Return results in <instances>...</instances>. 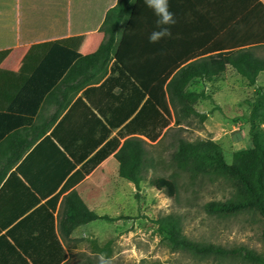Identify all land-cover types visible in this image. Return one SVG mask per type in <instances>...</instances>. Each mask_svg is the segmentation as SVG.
<instances>
[{
    "label": "crops",
    "instance_id": "1",
    "mask_svg": "<svg viewBox=\"0 0 264 264\" xmlns=\"http://www.w3.org/2000/svg\"><path fill=\"white\" fill-rule=\"evenodd\" d=\"M117 2L0 0V52H9L0 64V237H6L0 240V264L68 262L71 253L77 249L75 242L81 237L77 234L80 227L69 237H65L61 229L63 201L73 190L79 193L90 209L99 215L107 214L104 210L102 213L97 211L104 203V195H107L102 191L108 186L113 192L117 191L122 185L120 180H123L118 173V161L116 176L109 175L105 169L111 160L116 159L115 153L106 157L81 181L71 184L70 178L109 140L119 137V131L130 121L127 116L133 100L129 103L127 98H133L138 87L143 88L141 82L158 84L160 78L157 76L154 79L158 69H167L165 74H168L196 61L206 49H210L211 54L248 51L264 58V0H170L176 23L171 29V37L157 44L148 42L149 33L155 29V17L143 0H136L134 18L128 23L130 29H121V38L125 32L128 35L123 44L122 59L132 76L125 77L122 86L116 83L102 86L112 73L116 62L114 56L107 76L89 86L88 98L83 97L81 91L73 100L71 110L67 109L53 127L16 161L17 149L24 146L27 138H32V122L28 121L25 112H9L2 108L13 103L12 95L24 90L23 76L33 74L55 44L83 55L96 52L105 38L101 27L106 15ZM238 76L248 88L255 90L256 85L249 87L232 67L218 78L196 79L190 88L205 91L212 99L220 90L217 86L219 82H228L230 78L239 81ZM261 77H264V71L259 74L257 82ZM80 97L88 106H75ZM200 104L198 109L206 112L200 109ZM88 107L111 129L109 134L106 135L102 124ZM99 109L107 112L109 119L115 113L111 109L115 110L119 119H125L123 124L112 128ZM54 111L55 105H45L35 124L43 123ZM172 112L174 115L173 108ZM57 125L59 127L51 141L45 142ZM98 139L103 140L94 152L71 168L76 163L75 157L88 155L93 142ZM120 139L119 148L126 138ZM145 139L150 144L160 140L151 142ZM58 151L63 154L58 161H54ZM33 152L37 155L32 159L28 156ZM129 187L137 190L132 182H129ZM58 194V201L50 204L49 201ZM110 216L113 217V214Z\"/></svg>",
    "mask_w": 264,
    "mask_h": 264
},
{
    "label": "trees",
    "instance_id": "2",
    "mask_svg": "<svg viewBox=\"0 0 264 264\" xmlns=\"http://www.w3.org/2000/svg\"><path fill=\"white\" fill-rule=\"evenodd\" d=\"M135 12L136 3H132L131 0H118L116 6L106 15L101 27V30L105 32V38L96 52L83 55L71 48L55 44L35 72L29 76H23L24 90L12 95L13 103L2 108L10 110L9 112H25L29 117L28 121L32 122L30 132L32 138H27L24 146L17 149L16 161L53 127L67 109L71 110L73 100L81 91L83 97L88 98V91L91 90L89 86L107 76L109 63L114 56L116 62L112 67V73L102 86L112 83L122 86L124 78L128 79L132 76L122 59L123 44L126 43L128 35L126 36L125 32L121 38V29L122 27L130 29L128 23L133 20ZM210 52H212L210 49H206L198 55L200 58L196 61L173 69L168 74H165L167 69H158L154 79L158 76L160 81L156 85L146 81L141 82L143 88L138 87L137 94L133 95V98H127L129 103L133 100L127 116L130 121L119 131V137L109 140L71 176V184L81 181L106 157L115 153L119 163V176L135 184L139 191L141 183L146 179V170L153 162V156L147 148L148 142L145 138L155 142L173 128L171 126L173 122L175 126L183 130L191 125V119L198 118L200 122H205L208 118V114L201 112L198 105L201 101L210 99L211 95L206 94L205 91L192 90L190 86L194 80L218 78L232 67L247 81L249 87H253L256 85L259 74L264 71V58L254 56L248 51H222L215 54ZM8 54V51L0 52V64ZM207 54L211 55L206 56ZM103 87L101 89H104ZM110 96H112L111 93ZM83 97L76 101V107L85 104ZM245 102L249 108L247 121L250 125L249 135L252 146L236 151L232 163L226 160L224 149L219 142L202 137L190 140L178 136L171 159L178 170L188 173L191 178L202 177L229 183L232 187L231 196L226 200L209 201L205 204V210L211 215L221 217L236 216L244 212L260 216L263 221L261 230L263 248L257 250L244 245L225 246L211 241H194L186 235L181 217L174 213L161 215L155 222L175 249H182L193 255L221 262L264 264V86L255 88ZM52 104L55 105V111L40 125L35 124L41 109L45 105ZM171 107L176 109V117ZM88 109L102 124L106 135L109 134L111 129H108L107 125L97 117L91 107ZM111 110L115 113L109 119L107 112L103 113L104 111L99 109L102 112L101 116L106 118L112 128H115L123 124L125 119H119L118 113ZM137 110L136 115L130 119ZM59 125L54 128L51 135L45 138V142L51 141ZM120 138H126V140L119 148ZM102 140L93 142V148L89 149L88 155L75 157L76 163L72 164L71 168L93 153ZM94 143H96L95 146ZM62 154L58 151L54 161H58V157ZM35 155H37L36 152H33L28 157L33 159ZM153 184L159 189L166 188L172 197L177 192V183L174 180L159 177L153 180ZM59 197V194L56 195L49 203H56ZM63 207L61 229L65 237H69L77 228L90 222L116 220L110 215H99L90 209L76 190L65 196ZM5 238L0 237V240ZM64 259H66L65 254ZM35 264L40 263L35 261Z\"/></svg>",
    "mask_w": 264,
    "mask_h": 264
},
{
    "label": "rangeland",
    "instance_id": "3",
    "mask_svg": "<svg viewBox=\"0 0 264 264\" xmlns=\"http://www.w3.org/2000/svg\"><path fill=\"white\" fill-rule=\"evenodd\" d=\"M238 78L239 81L230 78L228 82H219V92L200 104V109L208 114L205 122L191 119L189 128L183 130L173 126V122V128L157 143L147 144L153 162L146 170V179L139 191L132 190L124 179L120 180L122 185L117 191L113 192L109 186L102 191L107 195H104V203L97 211L113 214L116 220H96L81 226L77 231L81 237L75 242L77 249L71 253L66 264H240L200 257L173 248L155 222L168 213L181 217L186 235L194 241H211L225 246L244 245L257 250L263 248V221L260 216L244 212L221 217L205 210L209 201L226 200L231 196L229 183L191 178L188 173L178 170L171 159L178 136L190 140L211 138L219 142L229 163H232L236 151L252 146L247 121L249 108L245 99L251 96L253 90L242 82L240 76ZM259 86H264V77L258 80L255 88ZM176 114L174 109V117ZM117 167V160L113 159L105 169L109 175L116 176ZM159 177L177 183L174 197L166 188L159 189L153 184V180Z\"/></svg>",
    "mask_w": 264,
    "mask_h": 264
},
{
    "label": "clouds",
    "instance_id": "4",
    "mask_svg": "<svg viewBox=\"0 0 264 264\" xmlns=\"http://www.w3.org/2000/svg\"><path fill=\"white\" fill-rule=\"evenodd\" d=\"M135 3L136 0H131ZM144 5L151 10L155 17V29L149 33L148 42L157 44L171 37V29L176 23L175 13L170 8V0H143Z\"/></svg>",
    "mask_w": 264,
    "mask_h": 264
}]
</instances>
